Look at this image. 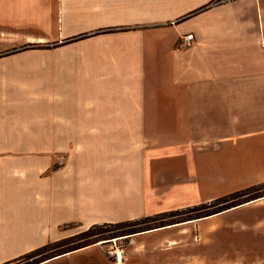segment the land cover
I'll return each mask as SVG.
<instances>
[{"label":"crops","instance_id":"obj_1","mask_svg":"<svg viewBox=\"0 0 264 264\" xmlns=\"http://www.w3.org/2000/svg\"><path fill=\"white\" fill-rule=\"evenodd\" d=\"M213 1L0 0V264L71 235L58 234L65 224L82 228L137 219L264 182L235 186L198 203L162 207L147 203L143 194L132 195L144 185L122 169L76 168L74 177L56 186L57 175L63 179L68 173L62 169L41 177L37 187L34 166L20 169L7 161L5 167L3 143L18 140L20 130L5 124V111L19 107L5 102L6 79L11 93L20 92L22 84L33 93L90 95L93 106L76 98L71 123H57L63 130L74 125L76 141L91 135L93 140L135 141L144 149L145 143L163 144L160 137L147 138L148 127H177L184 144L170 148L179 157L208 158L212 170L235 159L234 183L245 170L264 174L259 160L264 159V0H225L208 7ZM190 34L194 41L182 48L181 39ZM20 46L43 48L14 53ZM49 113L50 118L69 117L66 108ZM61 129L55 135H62ZM20 156L30 157H6ZM244 158L251 160L243 163ZM234 209L200 219L204 233H227L208 222ZM180 225L135 235L129 249L135 252L148 236L184 233ZM178 241L167 238L162 245L170 250ZM42 264L119 263L97 244Z\"/></svg>","mask_w":264,"mask_h":264},{"label":"rangeland","instance_id":"obj_2","mask_svg":"<svg viewBox=\"0 0 264 264\" xmlns=\"http://www.w3.org/2000/svg\"><path fill=\"white\" fill-rule=\"evenodd\" d=\"M26 47L20 46L15 49ZM19 89L20 92L11 93L5 79V102L10 101L13 105H19L17 109L9 108L5 111V124L13 123L15 126H20L18 136H15L18 140H5L3 143L5 167L7 161L15 162V166L19 165L20 169L34 166L37 173V187L41 177L52 175L62 169L64 171L68 169V173L63 174V179L60 177L61 174L53 179L56 186L61 180L74 177L73 172L76 168L90 169L88 171L93 168L97 172L107 169H117L118 172L122 169L127 173L128 178L134 180L137 178L144 185L142 190L139 188L131 190L132 195L143 194V199L147 203L153 202L162 207H169L177 203H198L213 195L230 192L235 186L244 187L264 179L262 173L252 174L245 170L241 181L231 182L236 180L235 159L228 158L226 167L212 170V161L208 158L179 157V151L170 148L172 144L175 148L184 144L181 132L176 135L177 127H148L147 138L152 135L160 137L163 144L152 146L150 143L149 145L145 143L144 149H141L135 141L118 143L107 138L93 140L91 135L84 136L83 141H76L75 126L69 125L70 120H73L70 116L73 113L70 110L78 104L76 98L80 103H84L85 107L93 106L95 100L91 97L87 98L90 95L33 93L26 91L27 88L22 84ZM100 98L103 99L104 96L101 95ZM60 107L66 108V112L69 113L67 120L63 116L50 118V109L56 111ZM65 122L69 124L64 130L58 127L57 123L65 124ZM60 129L62 135H55L60 133ZM64 133L69 135L68 140L63 139ZM16 153L28 154L30 157H6ZM250 160L244 158L243 163ZM259 160L264 162L263 158ZM211 184H214V187ZM115 197L117 200L120 198L118 193ZM99 201L102 204L101 196ZM196 215L198 214L191 213L168 222ZM208 223L209 226L225 230L227 233H204L203 224L199 220H194L183 223L177 228L184 233L148 236L143 243L136 246L135 252L130 251L128 240L124 239H114L107 244L99 245L108 259L118 261L119 264L124 262L126 264H264V232H262L264 199L234 209L227 216L218 217ZM69 224L57 229L60 236L73 234L89 227L69 229ZM71 225L78 226L75 223ZM259 226H261L260 231L257 228ZM189 230L192 233H187ZM173 237L179 239V243L173 244L174 248L167 250L165 247L167 243L163 245L162 243L167 238ZM158 245H162L160 249L156 248ZM114 251L120 252L122 256L120 260L117 258L118 255L111 254Z\"/></svg>","mask_w":264,"mask_h":264},{"label":"trees","instance_id":"obj_3","mask_svg":"<svg viewBox=\"0 0 264 264\" xmlns=\"http://www.w3.org/2000/svg\"><path fill=\"white\" fill-rule=\"evenodd\" d=\"M223 1L225 0H214L208 7L221 4ZM208 7H205L204 9ZM30 48L42 49L43 47L28 46L19 51H14V53L30 50ZM263 198L264 182L191 207L162 212L137 219L94 224L85 230L75 232L57 241L49 242L48 244L5 264H42L46 261L92 245L107 244L114 239L128 240L129 243V239L135 235L215 216ZM191 213L198 215L168 222L171 219L173 220ZM68 228L73 229L78 228V226L69 225Z\"/></svg>","mask_w":264,"mask_h":264},{"label":"built area","instance_id":"obj_4","mask_svg":"<svg viewBox=\"0 0 264 264\" xmlns=\"http://www.w3.org/2000/svg\"><path fill=\"white\" fill-rule=\"evenodd\" d=\"M194 41V35L193 34H190V35H186L185 37H183L181 39V42H180V46L182 48H187L191 45V43ZM119 253L120 252H117V251H114V252H111V254L113 255H118L117 258H119Z\"/></svg>","mask_w":264,"mask_h":264},{"label":"bare ground","instance_id":"obj_5","mask_svg":"<svg viewBox=\"0 0 264 264\" xmlns=\"http://www.w3.org/2000/svg\"><path fill=\"white\" fill-rule=\"evenodd\" d=\"M122 258V256L120 255V253H119V260Z\"/></svg>","mask_w":264,"mask_h":264}]
</instances>
